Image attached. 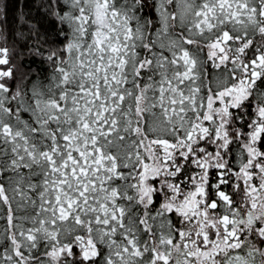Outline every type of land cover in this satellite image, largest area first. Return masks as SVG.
Masks as SVG:
<instances>
[{"label": "snow or ice", "instance_id": "1", "mask_svg": "<svg viewBox=\"0 0 264 264\" xmlns=\"http://www.w3.org/2000/svg\"><path fill=\"white\" fill-rule=\"evenodd\" d=\"M40 6L47 75L0 45V264H264V0Z\"/></svg>", "mask_w": 264, "mask_h": 264}, {"label": "trees", "instance_id": "2", "mask_svg": "<svg viewBox=\"0 0 264 264\" xmlns=\"http://www.w3.org/2000/svg\"><path fill=\"white\" fill-rule=\"evenodd\" d=\"M42 0H0V45L8 47L16 55L15 63L22 65L20 73H27L34 78L43 73L47 75L51 69L40 56L32 54V50L40 48L47 52L51 47H62L63 37L55 36V29L49 28V18L44 16ZM40 30L37 42L35 29ZM46 37V39H45Z\"/></svg>", "mask_w": 264, "mask_h": 264}]
</instances>
